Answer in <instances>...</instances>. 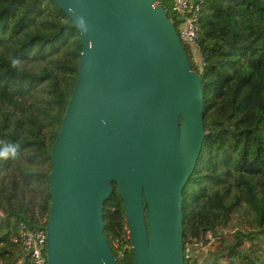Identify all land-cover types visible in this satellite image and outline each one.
Listing matches in <instances>:
<instances>
[{
	"label": "trees",
	"instance_id": "trees-1",
	"mask_svg": "<svg viewBox=\"0 0 264 264\" xmlns=\"http://www.w3.org/2000/svg\"><path fill=\"white\" fill-rule=\"evenodd\" d=\"M192 1L200 61L184 47L201 81L204 135L181 192L183 264H197L188 246L225 233L231 240L200 264H264V0ZM78 39L52 0H0V150L19 146L0 159V264H28L19 225H45L50 145L74 85ZM101 219L112 249L126 226L113 183ZM126 242L118 264H132Z\"/></svg>",
	"mask_w": 264,
	"mask_h": 264
},
{
	"label": "water",
	"instance_id": "water-1",
	"mask_svg": "<svg viewBox=\"0 0 264 264\" xmlns=\"http://www.w3.org/2000/svg\"><path fill=\"white\" fill-rule=\"evenodd\" d=\"M52 1L80 55L50 145L46 264H118L101 219L112 183L132 264H183L181 192L204 130L200 77L176 26L159 0Z\"/></svg>",
	"mask_w": 264,
	"mask_h": 264
},
{
	"label": "built area",
	"instance_id": "built-area-1",
	"mask_svg": "<svg viewBox=\"0 0 264 264\" xmlns=\"http://www.w3.org/2000/svg\"><path fill=\"white\" fill-rule=\"evenodd\" d=\"M169 10L175 12L181 21L176 26V30L181 43L186 44L192 54L193 62L200 61L197 52V25L196 17L198 3L192 0H167ZM19 242L23 253L28 257V264H46L45 255V231L44 226L39 228H27L24 223H20L18 228ZM129 238L128 228L124 227V239L122 241L112 240L111 249L116 259L122 257V250L128 248L126 242Z\"/></svg>",
	"mask_w": 264,
	"mask_h": 264
},
{
	"label": "rangeland",
	"instance_id": "rangeland-1",
	"mask_svg": "<svg viewBox=\"0 0 264 264\" xmlns=\"http://www.w3.org/2000/svg\"><path fill=\"white\" fill-rule=\"evenodd\" d=\"M230 240H231L230 236L227 233H225L223 242L219 241L217 238H211L202 245L192 244L187 247V256L194 255V257L197 258L196 261L197 264L204 263V260H209L210 258H212V256L215 255L213 253L214 252L217 253L218 249L221 248L224 243Z\"/></svg>",
	"mask_w": 264,
	"mask_h": 264
},
{
	"label": "clouds",
	"instance_id": "clouds-1",
	"mask_svg": "<svg viewBox=\"0 0 264 264\" xmlns=\"http://www.w3.org/2000/svg\"><path fill=\"white\" fill-rule=\"evenodd\" d=\"M19 61H13V67H15ZM18 145L16 144H9V147L0 150V159H8L10 157H15L18 151Z\"/></svg>",
	"mask_w": 264,
	"mask_h": 264
}]
</instances>
